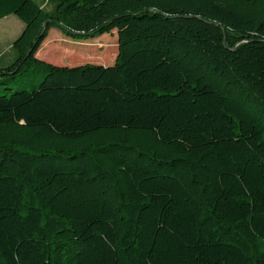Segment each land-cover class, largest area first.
Returning a JSON list of instances; mask_svg holds the SVG:
<instances>
[{
    "label": "trees",
    "instance_id": "16d2710c",
    "mask_svg": "<svg viewBox=\"0 0 264 264\" xmlns=\"http://www.w3.org/2000/svg\"><path fill=\"white\" fill-rule=\"evenodd\" d=\"M11 14L0 78L42 74L0 91V264H264V0H0ZM54 27L115 30V61H46L70 43Z\"/></svg>",
    "mask_w": 264,
    "mask_h": 264
},
{
    "label": "rangeland",
    "instance_id": "374dc122",
    "mask_svg": "<svg viewBox=\"0 0 264 264\" xmlns=\"http://www.w3.org/2000/svg\"><path fill=\"white\" fill-rule=\"evenodd\" d=\"M24 25V22L14 14L0 20V53L4 54V57L0 60V64L11 63L14 60L16 51L12 48V44L15 38L22 32ZM56 34L63 36L70 43L58 39L59 37L53 39L52 43H47L42 49L46 61L67 65L86 62L112 64L115 61L117 54V34L115 30L113 33H105L94 38L88 43L67 37L61 30L54 27L50 31V36ZM54 58L59 59V62L52 60ZM35 73L32 74V71L28 68L13 78H0V91L5 86L16 89L23 83L28 84L30 80H38L42 73Z\"/></svg>",
    "mask_w": 264,
    "mask_h": 264
},
{
    "label": "crops",
    "instance_id": "0c3cea01",
    "mask_svg": "<svg viewBox=\"0 0 264 264\" xmlns=\"http://www.w3.org/2000/svg\"><path fill=\"white\" fill-rule=\"evenodd\" d=\"M47 43H50L49 40H46V41L44 42L43 47L46 46ZM42 51H43V50L40 49L39 52H38V55H39L40 57L44 58V54L42 53ZM3 57H4V54H1V53H0V60H1Z\"/></svg>",
    "mask_w": 264,
    "mask_h": 264
}]
</instances>
